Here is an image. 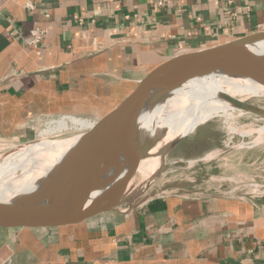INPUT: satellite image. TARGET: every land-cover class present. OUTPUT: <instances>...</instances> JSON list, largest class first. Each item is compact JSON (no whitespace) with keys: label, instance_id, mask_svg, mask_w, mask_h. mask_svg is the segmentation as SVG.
Wrapping results in <instances>:
<instances>
[{"label":"crops","instance_id":"crops-1","mask_svg":"<svg viewBox=\"0 0 264 264\" xmlns=\"http://www.w3.org/2000/svg\"><path fill=\"white\" fill-rule=\"evenodd\" d=\"M263 31L264 0H0V141L41 118L94 120L164 58ZM0 264H264V197L180 191L2 229Z\"/></svg>","mask_w":264,"mask_h":264},{"label":"bare ground","instance_id":"bare-ground-1","mask_svg":"<svg viewBox=\"0 0 264 264\" xmlns=\"http://www.w3.org/2000/svg\"><path fill=\"white\" fill-rule=\"evenodd\" d=\"M250 50L244 51V54L254 53L264 63V41L253 44ZM217 77H230L231 79L225 81ZM162 84L164 88L151 87L148 90L139 109L130 118L135 125L131 146L126 150H118L110 162L102 163L98 167L96 181L71 202L70 211L66 209V203L62 201L54 209L53 217L65 216L109 203L120 184L126 179L132 162L145 146L144 143L153 142L155 145L137 165L136 172L141 176V180L155 172L160 156L167 153L176 141L213 117L222 119L227 130L233 134L237 131L232 126L235 115L238 118L245 114L253 115L261 119L263 125L258 128L251 127L238 134L242 136L256 134L251 142L252 145L262 141L264 114L249 110V104L246 101L249 98L263 97L264 87L237 75L220 61L206 57L202 63L188 70L184 75H176L163 81ZM243 104L248 106L245 107ZM93 125L94 121L64 116L59 120L51 121L47 129L39 134L52 135L66 129L82 131ZM159 128L164 129V136L161 138L157 136ZM81 135L78 134L61 141L42 139L35 145L21 146L1 156L0 210L29 203L31 199H28V195L37 192L52 176V171L56 169L66 152ZM85 162L86 158L80 157L69 163L67 183L77 181L81 171L85 168L83 165ZM123 196L124 194L122 198Z\"/></svg>","mask_w":264,"mask_h":264},{"label":"water","instance_id":"water-1","mask_svg":"<svg viewBox=\"0 0 264 264\" xmlns=\"http://www.w3.org/2000/svg\"><path fill=\"white\" fill-rule=\"evenodd\" d=\"M262 41H264V31L255 32L181 51L147 68L131 90L114 107L92 120L94 125L81 133L82 135L66 152L60 164L52 171V176L37 192L28 195V199H31L29 203L0 210V230L57 228L77 224L105 212H118L116 206L122 199L124 188L149 146H144L138 152L130 172L116 190L112 201L85 211L65 216H52L54 209L62 201L66 203V209L70 211L71 202L96 181L98 167L102 163L110 162L118 150H126L131 146L135 125L130 118L137 112L151 87L164 88L163 81L176 75H184L188 70L202 63L206 57L220 61L237 75L264 87V63L254 53L244 54V51H251L253 44ZM243 106L248 105L243 104ZM248 108L264 114L262 107L249 104ZM178 141L169 150L175 147ZM80 157L86 158L83 164L85 168L76 182L67 183L69 163Z\"/></svg>","mask_w":264,"mask_h":264},{"label":"rangeland","instance_id":"rangeland-1","mask_svg":"<svg viewBox=\"0 0 264 264\" xmlns=\"http://www.w3.org/2000/svg\"><path fill=\"white\" fill-rule=\"evenodd\" d=\"M217 78L225 81L231 79L230 77ZM246 103L264 108V96L249 98ZM58 117L41 118L39 122L33 123L31 125L33 129H29L23 139L0 141V157L15 148L35 145L42 139L61 141L86 130L66 129L52 135L39 134L47 129L51 121L59 120ZM73 117L92 121L87 117ZM233 121L232 126L237 130L233 134L227 130L222 119L213 117L202 122L191 133L181 138L175 147L160 156L157 168L151 176L141 180V176L135 171L124 188V196L116 206L117 210L137 207L152 197L180 191L200 193L205 190L222 192L233 190L239 196L250 193L255 197L263 198L264 136L260 143L252 145L251 142L256 134L246 136L238 134L251 127H261L263 121L249 114L242 115L241 118L235 115ZM165 124L166 121L164 126ZM157 136H160L159 138L164 136L163 128H159ZM144 144L149 146V148L146 147L145 154L155 145L153 142ZM144 157L145 155L141 159Z\"/></svg>","mask_w":264,"mask_h":264},{"label":"built area","instance_id":"built-area-1","mask_svg":"<svg viewBox=\"0 0 264 264\" xmlns=\"http://www.w3.org/2000/svg\"><path fill=\"white\" fill-rule=\"evenodd\" d=\"M160 5H161L160 2H158V3L156 4L157 7H159ZM26 7H27L28 9L32 10V9L34 8V4H33V3H28V4H26ZM41 34H42V33H41V31L39 30V33H38L37 37L35 38V40L40 39Z\"/></svg>","mask_w":264,"mask_h":264}]
</instances>
